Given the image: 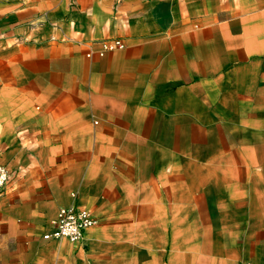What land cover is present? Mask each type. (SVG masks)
Instances as JSON below:
<instances>
[{
  "label": "crops",
  "instance_id": "1",
  "mask_svg": "<svg viewBox=\"0 0 264 264\" xmlns=\"http://www.w3.org/2000/svg\"><path fill=\"white\" fill-rule=\"evenodd\" d=\"M0 164V264H264V0H0Z\"/></svg>",
  "mask_w": 264,
  "mask_h": 264
},
{
  "label": "built area",
  "instance_id": "2",
  "mask_svg": "<svg viewBox=\"0 0 264 264\" xmlns=\"http://www.w3.org/2000/svg\"><path fill=\"white\" fill-rule=\"evenodd\" d=\"M126 44L121 40L112 42H105L103 50L100 55H104L108 50L116 48H125ZM89 56L91 55L88 54ZM9 178V171L7 167L0 164V190L4 187ZM98 219L87 208L79 207L77 205L62 206L59 211L58 218L53 221V230L44 235L45 239H63L67 238L72 243L82 241L85 231L96 225Z\"/></svg>",
  "mask_w": 264,
  "mask_h": 264
}]
</instances>
